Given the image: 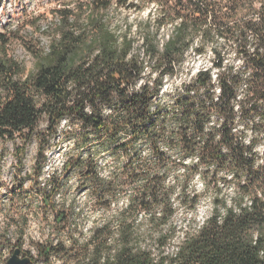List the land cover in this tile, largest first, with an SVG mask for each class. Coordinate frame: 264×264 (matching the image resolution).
Here are the masks:
<instances>
[{"label": "trees", "instance_id": "obj_1", "mask_svg": "<svg viewBox=\"0 0 264 264\" xmlns=\"http://www.w3.org/2000/svg\"><path fill=\"white\" fill-rule=\"evenodd\" d=\"M110 3L91 0L81 28L64 10L56 39L25 77L0 57V139L23 151L42 119L50 133L68 120L84 145L107 149L102 167L91 152L75 158L100 207L126 194L113 224L92 231L86 264H264V0H115L127 11L152 6L136 26L138 46L131 25L111 28L97 15ZM190 49H209L211 66L163 89ZM229 50L239 66L225 62ZM204 195L208 215L189 218L168 251L177 212L194 213ZM65 219L56 211V224ZM63 249L47 243L39 254L47 260Z\"/></svg>", "mask_w": 264, "mask_h": 264}, {"label": "rangeland", "instance_id": "obj_2", "mask_svg": "<svg viewBox=\"0 0 264 264\" xmlns=\"http://www.w3.org/2000/svg\"><path fill=\"white\" fill-rule=\"evenodd\" d=\"M90 2L0 0V57L15 61L23 69L22 77H25L34 71L35 54L48 52L56 39L62 12L68 10L74 26L81 28L87 16L93 13ZM151 8L127 11L111 0L109 7L97 15H101L111 28L124 30L126 25H131L130 35L136 40L134 45L138 46L140 39L136 26L146 19ZM170 30V25L162 28L160 37H166ZM212 60L209 49L202 54H194L190 49L178 71L164 80L163 89L180 86L198 69L210 67ZM225 62L235 66L241 64L233 50L226 52ZM80 130L77 121L62 120L55 133H50L42 119L23 151H16L11 140L0 139V264H6L15 247L31 256L30 264H86L93 246L92 231L109 221L113 224V216L123 205L126 194L121 193L106 209L96 204L83 187L85 181L78 175L80 167L75 163L76 156L85 157L91 152L99 167L109 162L111 157L103 146L84 145L78 139ZM16 144L21 146L19 140ZM263 149L260 143L258 150L261 152ZM70 156H73L72 167L65 172L63 162ZM39 168L40 171L34 173ZM191 184L201 190L203 180L195 175ZM56 185L59 186L57 191ZM48 192L50 204L46 205L42 199ZM209 209V198L204 195L194 213L177 212L175 224L179 235L170 242L168 251L179 240L187 220L194 217L196 223H201ZM56 211L66 215L64 223L56 224ZM114 229L115 226L111 228L112 231ZM110 238L112 245L115 237L110 234ZM47 243L55 247L60 244L64 249L58 254L54 251L46 260L39 254V247Z\"/></svg>", "mask_w": 264, "mask_h": 264}, {"label": "water", "instance_id": "obj_3", "mask_svg": "<svg viewBox=\"0 0 264 264\" xmlns=\"http://www.w3.org/2000/svg\"><path fill=\"white\" fill-rule=\"evenodd\" d=\"M31 256L27 252H22L20 248L15 247L10 257L6 260V264H30Z\"/></svg>", "mask_w": 264, "mask_h": 264}]
</instances>
